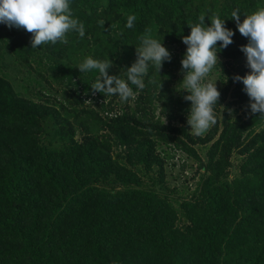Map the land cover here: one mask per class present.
I'll use <instances>...</instances> for the list:
<instances>
[{
	"label": "trees",
	"instance_id": "16d2710c",
	"mask_svg": "<svg viewBox=\"0 0 264 264\" xmlns=\"http://www.w3.org/2000/svg\"><path fill=\"white\" fill-rule=\"evenodd\" d=\"M262 4L71 0L85 36L69 33L67 43L36 49L31 33L0 25V264H264V117L229 115L248 101L242 83L232 81L233 64L246 62L239 47L247 38L230 12ZM205 13L226 19L235 34L217 54L221 71L215 66L223 82L228 77L215 108L224 107L222 117L196 136L184 125L190 102L177 92L176 48ZM133 14L134 26L125 27ZM145 32L162 40L171 61L159 73L150 69L145 87L133 86L135 97L124 105L117 96L93 94L97 74H81L78 63L110 58L109 74L119 75L135 61ZM7 55L31 78L20 90L3 71ZM40 81L63 89L62 99L32 85ZM165 148L197 163L193 188L167 185Z\"/></svg>",
	"mask_w": 264,
	"mask_h": 264
},
{
	"label": "clouds",
	"instance_id": "9594fccd",
	"mask_svg": "<svg viewBox=\"0 0 264 264\" xmlns=\"http://www.w3.org/2000/svg\"><path fill=\"white\" fill-rule=\"evenodd\" d=\"M70 5L71 0H0V25L31 33V49L45 43H67L69 33L85 36V25L73 15ZM230 18L235 22L236 31L247 38V43L239 50L249 69L243 76L234 74L232 81L243 85L242 91L248 97L246 111L264 117V4L250 13H241L239 8H235L231 10ZM135 20L134 14L128 15L125 27L132 28ZM98 23L103 25L105 22L99 20ZM188 27L189 34L181 36L186 48L180 60L182 79L177 92L186 93L182 97L190 102L185 113L186 124L194 135L201 136L217 122L215 108L220 106L221 95L216 86L218 80L212 82L206 77L217 64L221 71L217 54L233 42L235 33L226 26V19L216 13L201 14L198 21ZM138 40L135 61L122 68L119 75L109 74V69L114 66L110 58L86 56L78 63L75 68L81 74L93 70L97 74L90 84L93 94L104 93L118 96L122 102L127 101L135 94L133 86L135 90L145 87V77L150 69L159 73L163 64L171 61V54L161 39L145 32ZM223 76L226 83L228 77Z\"/></svg>",
	"mask_w": 264,
	"mask_h": 264
},
{
	"label": "rangeland",
	"instance_id": "374dc122",
	"mask_svg": "<svg viewBox=\"0 0 264 264\" xmlns=\"http://www.w3.org/2000/svg\"><path fill=\"white\" fill-rule=\"evenodd\" d=\"M186 46H182L181 48H176V51L178 53H181L183 55L184 51H185ZM3 65V71L5 72V76L6 78L13 84V86L17 89L20 90L22 84H25V82L23 81V79L25 78V80H31L30 77L28 76L27 73V69L26 67L17 64L13 58L10 55H7L6 59L3 61L2 63ZM181 67V66H180ZM180 67L176 70V75L178 76V78L181 80L182 79V75L179 74L180 71ZM235 73L243 76L246 72L249 71V69L246 66V62H242V63H234L233 64ZM218 69V67H217ZM216 67L214 66L213 70L209 73L208 77H206V79H211L212 82H215L216 80V86L217 89L219 91H221V89L224 87V82L222 81L219 72L217 71ZM220 80V81H219ZM33 86H35L38 90L41 89L43 91H45V89H48L47 94H52V98L51 99H56L58 98L59 100L62 99V95H63V89L59 88L58 86H56L55 84H51L50 82H46V81H40V84L38 83H33ZM134 95L132 96V98L134 99ZM116 102L121 103L122 105H124L127 101L122 102L119 97H116ZM88 102H86L87 104ZM128 103H133L132 101L128 102ZM248 104V101L243 103L242 105H235L232 106L231 108V113L229 111V115H231L232 117H235L237 115H241L244 113H250L246 111V106ZM223 106L221 107L219 112H216V114L218 115V117H222V111H223ZM160 113V110L157 111V114ZM221 113V115H220ZM166 119V117H164ZM178 125H180L179 121H177ZM185 127L190 131V127L186 124L185 122ZM264 128V123H263V127ZM191 132V131H190ZM199 153L201 154V158L203 160H207V152L205 150H203V148H198ZM164 151L167 150L166 152L169 153L170 158H168L165 161L164 164V174L166 177V182L167 185L170 187V189H173L174 186H178V188H183L186 187V183H189V186H191L192 188L194 187V183L196 181H193L192 176L195 173V170L197 169V163H195L193 160H185L186 155L183 154L181 151L177 150L173 153V151L170 150V148L168 149H163ZM162 150V151H163ZM163 156V154H162ZM173 157V158H172ZM241 160V157L239 154H234L232 157V169L231 172L233 173V175H236L238 170H237V166L239 164V161ZM187 164L186 165V169H182V165L183 164Z\"/></svg>",
	"mask_w": 264,
	"mask_h": 264
}]
</instances>
